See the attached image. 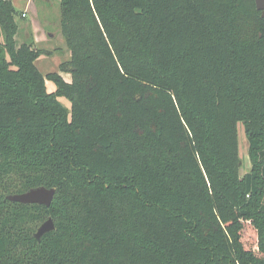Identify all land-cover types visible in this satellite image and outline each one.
I'll return each instance as SVG.
<instances>
[{"label": "trees", "instance_id": "1", "mask_svg": "<svg viewBox=\"0 0 264 264\" xmlns=\"http://www.w3.org/2000/svg\"><path fill=\"white\" fill-rule=\"evenodd\" d=\"M60 6L71 59L44 76L50 53L17 42L13 0H0V264H264L255 0ZM38 187L56 190L50 207L8 200Z\"/></svg>", "mask_w": 264, "mask_h": 264}, {"label": "rangeland", "instance_id": "2", "mask_svg": "<svg viewBox=\"0 0 264 264\" xmlns=\"http://www.w3.org/2000/svg\"><path fill=\"white\" fill-rule=\"evenodd\" d=\"M13 2L16 8V21L19 25L17 42L19 44L29 43L38 50L50 53V55H42L37 61V67L44 76L59 73L60 65L71 59L60 28V0H31V2L30 0H13ZM253 28L255 24L251 23L249 34L252 33ZM62 76L66 81L71 82L70 74L63 73ZM47 90L54 92L56 87L47 81ZM59 100L65 107H71L67 99L60 98ZM238 138L242 165L240 171L243 177L250 172L252 163L249 154V139L242 124H239Z\"/></svg>", "mask_w": 264, "mask_h": 264}, {"label": "water", "instance_id": "3", "mask_svg": "<svg viewBox=\"0 0 264 264\" xmlns=\"http://www.w3.org/2000/svg\"><path fill=\"white\" fill-rule=\"evenodd\" d=\"M258 11L263 13L264 17V0H255ZM56 195L54 188L38 187L28 192L8 196L11 202L21 204H33L50 207ZM55 230V223L52 218L45 221L34 234L35 238L40 242L44 235Z\"/></svg>", "mask_w": 264, "mask_h": 264}, {"label": "crops", "instance_id": "4", "mask_svg": "<svg viewBox=\"0 0 264 264\" xmlns=\"http://www.w3.org/2000/svg\"><path fill=\"white\" fill-rule=\"evenodd\" d=\"M30 2H31V0H30ZM13 4H14V2H13ZM51 36V35H50ZM52 37V36H51Z\"/></svg>", "mask_w": 264, "mask_h": 264}]
</instances>
